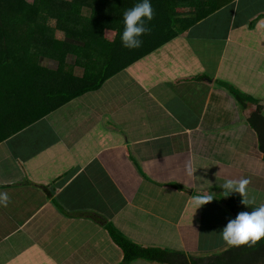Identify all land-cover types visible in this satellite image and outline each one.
Returning <instances> with one entry per match:
<instances>
[{
    "label": "crops",
    "instance_id": "crops-1",
    "mask_svg": "<svg viewBox=\"0 0 264 264\" xmlns=\"http://www.w3.org/2000/svg\"><path fill=\"white\" fill-rule=\"evenodd\" d=\"M180 22L98 89L0 141V264H47L40 256L52 264H166L125 263L97 217L141 244L209 258L230 246L219 235L233 218L221 201L224 179L247 177L246 191L231 194L264 204L258 135L227 89L264 108V0H231L186 28ZM151 28L140 48L156 42ZM74 106L81 120L82 109L101 118L83 126L80 143L63 137L78 131L74 120L62 135L65 124L53 122L54 111ZM201 193L214 197L195 209Z\"/></svg>",
    "mask_w": 264,
    "mask_h": 264
},
{
    "label": "trees",
    "instance_id": "trees-1",
    "mask_svg": "<svg viewBox=\"0 0 264 264\" xmlns=\"http://www.w3.org/2000/svg\"><path fill=\"white\" fill-rule=\"evenodd\" d=\"M229 1L156 0L148 25L154 35L147 36L156 42L129 49L120 40L122 13L138 0H0V141L98 89L110 76L175 34L178 21H186L185 25L180 22L186 28ZM180 11L193 13L192 17L175 15ZM103 29L113 31L107 41L102 38H106ZM158 29H168L170 34L161 38L164 34ZM69 54L74 55V64L66 62ZM119 54L130 57L119 62ZM48 57L59 60L55 71L46 66ZM227 89L243 109H249L246 121L257 132L264 154V108L259 104L251 109L250 96L233 86ZM224 195L221 201L233 217L238 211L257 207L244 205L241 201L245 199L237 195ZM97 219L106 223L125 263L140 258L166 264H264V237L255 243L228 246L209 258H193L183 251L141 244L112 222H105L106 218Z\"/></svg>",
    "mask_w": 264,
    "mask_h": 264
},
{
    "label": "clouds",
    "instance_id": "clouds-1",
    "mask_svg": "<svg viewBox=\"0 0 264 264\" xmlns=\"http://www.w3.org/2000/svg\"><path fill=\"white\" fill-rule=\"evenodd\" d=\"M153 16L150 0H138L132 7L127 8L122 13L123 29L120 34L121 44L125 48H139L142 43V35L150 31L146 21H150ZM249 183L247 177L240 179H224L221 184L224 196L232 192L243 193ZM210 193L196 194L192 197L194 208L209 202L213 199ZM7 202V194L0 192V204ZM244 205L251 201L242 200ZM220 238L230 246H239L248 243H255L264 237V204L251 208V210H241L219 230Z\"/></svg>",
    "mask_w": 264,
    "mask_h": 264
},
{
    "label": "rangeland",
    "instance_id": "rangeland-1",
    "mask_svg": "<svg viewBox=\"0 0 264 264\" xmlns=\"http://www.w3.org/2000/svg\"><path fill=\"white\" fill-rule=\"evenodd\" d=\"M155 1L156 0H150L151 5L155 4ZM102 33H104L107 37H110L113 32L109 31V29H103ZM66 57H67L66 58V62H70L71 64H74V55L69 54ZM45 64L50 70H54L55 71L58 68L59 60L57 58H55V57H48L46 59V63ZM79 74H82V72L79 71ZM73 101H74V99H73ZM72 111H73V114H72ZM81 111L83 112V116H85V118L82 117V120H81L80 113L79 112L76 113L75 106H74V110H72V107H65L63 112H61L59 110H56V111L53 112L54 113L53 114V116H54L53 117L54 118L53 122L54 123H61V124H65L66 125V126L65 125L58 126L57 129H58V132H59L60 135H62L63 133L67 132V129H68L67 126H68L69 123H71L70 120H74V122L76 123L75 126H78V131H76L74 133V130H73L68 135L63 136L64 138H66L65 139L66 142L67 141L72 142L74 140L73 137L74 138L77 137L79 139V143H80L81 142L80 139L81 138H85L88 135V133H86L82 137L79 136L78 133L82 130V128H84L83 126H85V125L89 126L93 122V120L101 119L100 117H98L97 115H95L92 112H86L85 109H82ZM68 113H70V114L68 115ZM94 132L96 134V132H98V129L96 128V131H94ZM67 138H69V139H67ZM81 145H83V144H81ZM74 163H76V161H74ZM112 223L115 224L114 222H112ZM21 243H23V242L21 241ZM33 249H32L30 254H27L28 258H25V263H30L34 259L33 256L36 255L37 251L36 250L33 251ZM40 257H41L42 262L47 261V264L54 263L53 260H46L44 258V256H40ZM35 263H37V261Z\"/></svg>",
    "mask_w": 264,
    "mask_h": 264
}]
</instances>
